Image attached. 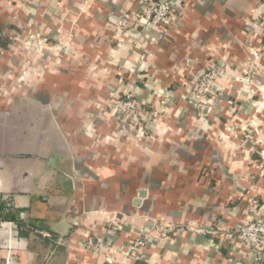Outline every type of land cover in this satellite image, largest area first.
<instances>
[{"label":"crops","instance_id":"0c3cea01","mask_svg":"<svg viewBox=\"0 0 264 264\" xmlns=\"http://www.w3.org/2000/svg\"><path fill=\"white\" fill-rule=\"evenodd\" d=\"M173 1L152 26L145 0H0V219L57 245L3 219L0 264H264L237 233L264 216V0Z\"/></svg>","mask_w":264,"mask_h":264},{"label":"built area","instance_id":"2783aa9c","mask_svg":"<svg viewBox=\"0 0 264 264\" xmlns=\"http://www.w3.org/2000/svg\"><path fill=\"white\" fill-rule=\"evenodd\" d=\"M147 3L144 17L147 23L152 26H166L171 19L175 17L177 21L183 16L182 8L174 3L173 0H145ZM4 38H11L9 32L0 27V41ZM0 44V51L1 50ZM220 75L219 69L213 67L204 71L200 75L193 77V87L190 95L191 102L195 103L196 110L200 109V103L210 99L217 94V79ZM141 104L138 94L135 91H126L124 96L119 98L113 105V110L119 115H125L137 119L141 112ZM138 131L142 134L145 130L139 126ZM142 134V135H143ZM238 238L249 249L264 250V216L255 217L245 221L237 229ZM152 238L149 231L132 241L129 245V252L134 257H139L148 247ZM107 243L103 236L88 238L85 241V247L95 251L106 248Z\"/></svg>","mask_w":264,"mask_h":264},{"label":"trees","instance_id":"16d2710c","mask_svg":"<svg viewBox=\"0 0 264 264\" xmlns=\"http://www.w3.org/2000/svg\"><path fill=\"white\" fill-rule=\"evenodd\" d=\"M9 42V38H4L3 40L0 41L1 46H6V43ZM5 206L3 203L0 204V210L1 212L4 210ZM3 219H12L14 221L17 222L18 226H19V230H20V235L30 238L32 234H34V236L36 237V239H41L42 241L44 240L45 243H52L53 244V251H55L57 249V245L54 243L55 241L52 239H42V235H40L38 233V228L31 223H26L24 221H22L19 217V213L18 210H15L13 212H10L8 214H2L1 219H0V225H1V221Z\"/></svg>","mask_w":264,"mask_h":264},{"label":"clouds","instance_id":"9594fccd","mask_svg":"<svg viewBox=\"0 0 264 264\" xmlns=\"http://www.w3.org/2000/svg\"><path fill=\"white\" fill-rule=\"evenodd\" d=\"M131 65H129L130 67ZM262 107H264V105H262ZM225 141L227 140V137H224ZM228 147H234L233 145H227Z\"/></svg>","mask_w":264,"mask_h":264}]
</instances>
